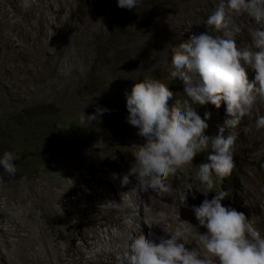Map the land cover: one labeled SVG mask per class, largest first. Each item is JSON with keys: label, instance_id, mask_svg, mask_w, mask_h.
<instances>
[{"label": "rangeland", "instance_id": "1", "mask_svg": "<svg viewBox=\"0 0 264 264\" xmlns=\"http://www.w3.org/2000/svg\"><path fill=\"white\" fill-rule=\"evenodd\" d=\"M50 5L57 14L51 47L43 46V28L31 30L20 19L16 29L24 30L22 36L9 32L14 42L0 50V156L5 151L20 155L14 176L0 167V227L26 220L38 227L42 222L50 233L39 239L52 240L57 252L79 242L81 223L94 217L101 202L94 189H100L103 180L112 195H127L112 174L120 177L124 168L129 170L132 153L144 142L128 123L126 93L137 80L159 79L173 93L169 106L188 100L202 119L209 114L205 135L214 137L222 127L225 138L229 132L236 135L230 175L236 182L230 192L234 201L225 196L223 204L232 202L237 211L259 217L264 235V128L256 127L257 116L244 117L235 129H228L223 102L220 108L192 103L183 82L170 78L171 55L190 34L212 33L205 21L216 7L203 0H141L131 10L118 7L117 0H50ZM244 17L232 16V21ZM12 19H19L18 14ZM246 73L252 82L254 77ZM97 108L107 111L99 120L81 123L83 113L94 114ZM209 152L198 153L193 166L178 171L171 181L173 196H161L176 227H183L186 218L201 234L206 229L198 225L192 206L216 193L205 197L193 189L190 194L186 185H199L195 171L208 162ZM222 180L216 181L214 191H223ZM145 183H131L136 205L147 203Z\"/></svg>", "mask_w": 264, "mask_h": 264}, {"label": "clouds", "instance_id": "2", "mask_svg": "<svg viewBox=\"0 0 264 264\" xmlns=\"http://www.w3.org/2000/svg\"><path fill=\"white\" fill-rule=\"evenodd\" d=\"M34 0H23L27 9ZM141 0H117L120 8L136 9ZM232 14L247 16L248 43L240 46L236 36L241 29L232 23ZM212 33L205 31L190 34L179 43L171 55L170 78H179L192 103H211L220 108L223 102L229 119L228 129H235L244 117H251L258 106H264V0H220L205 21ZM255 70V81L249 82L242 65ZM99 95V94H98ZM173 93L159 79L137 80L130 93H126L128 123L138 129L144 138L138 144L134 163L128 173L119 179L126 186L135 177L145 181V188L165 196H173L171 181L178 171L193 166L198 153L208 152L206 163H200L194 178L199 182L186 185L211 199L205 198L199 206H192L201 234L192 226L177 228L167 233L169 238L159 237V242L138 231L131 236L122 264H264V235L261 234L259 217H248L242 211L223 204L226 193L214 191L219 182L232 174L235 168L234 146L236 135L229 132L225 138L224 128L215 137L205 135L206 119L189 104L188 100L173 102ZM107 109L97 108L94 114L81 116V123L99 120ZM256 127L264 128V115L256 117ZM20 155L5 151L0 156V167L10 176L17 172L15 161ZM193 198H195L193 194ZM151 227V226H149ZM193 229L199 233L203 252L187 246V238Z\"/></svg>", "mask_w": 264, "mask_h": 264}, {"label": "bare ground", "instance_id": "3", "mask_svg": "<svg viewBox=\"0 0 264 264\" xmlns=\"http://www.w3.org/2000/svg\"><path fill=\"white\" fill-rule=\"evenodd\" d=\"M203 1L211 7H217V3L220 2V0H212L213 4L209 3L208 0ZM5 4L8 7H5ZM16 14H18L19 19H12ZM54 16L57 14L50 5V0H34L27 9L23 6V0H0V50L2 47L4 48L5 43L14 42L13 35L9 32L15 31L16 37L22 36L24 30L16 29L17 26L22 25L21 20L25 21L31 30L37 27L40 31L43 28L46 35L43 46L45 48L47 45L51 47L53 33L57 29V21L53 22ZM232 16L237 17L236 14ZM232 23L241 29L236 36L239 38L237 44L243 46L248 43L250 40L248 28L252 21L245 16L236 21L233 20ZM18 46H21L22 51L27 50L22 43H18ZM44 47H41L40 51L45 50ZM31 62L33 64L36 60ZM243 67L250 73L251 78L254 77L252 83H257L258 86V82L255 81V70L250 65L243 64ZM222 107L226 109L224 103ZM252 115H264V106L258 107V111L254 110ZM250 122L252 121L250 120ZM239 128L241 127L239 126ZM241 131L247 133L246 128ZM127 173L128 169L124 168L120 172V176ZM130 179L131 183L138 184L135 177H130ZM102 181L100 180L101 188L94 189L96 194L100 195L99 199L102 203L99 201L100 203L96 204L98 209L93 214V218L91 217L81 223V232L78 235L79 242L73 243L71 248L64 247L61 252H57V246L52 240L46 244L39 239L42 235L49 237L50 233V230L42 222L38 224V227L27 220L16 222L7 225L5 228L0 227V264H122L129 240L139 230L146 236L151 232L153 235L149 238L159 242V237L169 238L167 233L174 232L179 228L176 227L177 222L166 211L169 208L165 209L164 201L160 195L145 189L143 193L147 197V203L145 206H141L137 202L136 205L134 200L138 196L132 192L131 183L126 186L120 184L118 187L120 190H127V195L121 194L119 191L112 195L111 191L105 189ZM103 190H105L104 193H102ZM129 201L134 203L129 204ZM97 217L101 220L94 221ZM192 226L194 223L189 219L183 220V227L192 228ZM197 230L200 232L199 229ZM198 232L194 230L188 236L187 246L203 252V245Z\"/></svg>", "mask_w": 264, "mask_h": 264}, {"label": "trees", "instance_id": "4", "mask_svg": "<svg viewBox=\"0 0 264 264\" xmlns=\"http://www.w3.org/2000/svg\"><path fill=\"white\" fill-rule=\"evenodd\" d=\"M169 87H173V83ZM177 88H179V87H177ZM235 186H236V182H235V179L233 177L228 176V177L223 178V180H222V190H223V192L226 193V197H228V200L232 201V202L234 201V198L232 199V196L230 195V192H231L232 188H234ZM186 194H187V198H189L188 192H186ZM225 199L226 198L224 197V200ZM232 202H227L224 205L232 207L233 206Z\"/></svg>", "mask_w": 264, "mask_h": 264}]
</instances>
